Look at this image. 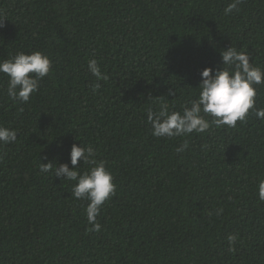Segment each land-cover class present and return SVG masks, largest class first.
Here are the masks:
<instances>
[{
    "label": "trees",
    "instance_id": "16d2710c",
    "mask_svg": "<svg viewBox=\"0 0 264 264\" xmlns=\"http://www.w3.org/2000/svg\"><path fill=\"white\" fill-rule=\"evenodd\" d=\"M233 2L0 0V60L41 51L52 61L23 104L0 74V125L18 133L0 146V264H264V119L250 110L235 128L172 139L147 122L159 102L182 111L196 99L201 71L220 69L229 47L264 68V0L226 14ZM93 58L106 80L88 70ZM255 87L264 108V84ZM80 143L116 186L98 232L88 201L72 196L76 182L39 171L72 169Z\"/></svg>",
    "mask_w": 264,
    "mask_h": 264
},
{
    "label": "clouds",
    "instance_id": "9594fccd",
    "mask_svg": "<svg viewBox=\"0 0 264 264\" xmlns=\"http://www.w3.org/2000/svg\"><path fill=\"white\" fill-rule=\"evenodd\" d=\"M242 0H234L225 9V13H231L237 9ZM250 54L246 50H237L229 47L221 54L222 67L213 73V69L204 68L198 97L182 105V111H174L166 102H159L158 109L147 110V122L151 126V134L157 138L172 139L175 137H187L191 133H205L210 128V123L216 127L228 126L235 128L237 122H245L250 110L254 111L258 119H264V108H256V85L264 84V68L253 66L250 62ZM90 73L97 81L106 80L96 59H90L87 64ZM52 70V61L41 51L30 54L17 53L10 59L0 60V74L8 77L6 94L9 99L21 104L30 100L33 93L38 90L39 81ZM94 90L100 88L97 83ZM169 91V95H173ZM211 116V121L205 119ZM18 133L14 128L0 125V146L14 144ZM188 148V141L176 149L183 152ZM92 165L87 171H78V162ZM70 164H60L53 168V164L40 163L39 171L51 173L56 177H63L68 181L76 182L72 188V196L78 200L88 201L86 218L92 231H100L101 225L97 221L100 206L115 195L116 186L114 177L107 170L104 161L95 159L92 146H77L73 144L70 150ZM258 196L264 201V180L258 185ZM222 209L217 210V213ZM229 244H233L236 236H228Z\"/></svg>",
    "mask_w": 264,
    "mask_h": 264
}]
</instances>
